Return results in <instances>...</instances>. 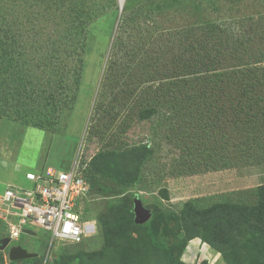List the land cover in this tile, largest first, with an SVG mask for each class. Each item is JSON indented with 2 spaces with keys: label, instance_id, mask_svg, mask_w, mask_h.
<instances>
[{
  "label": "rangeland",
  "instance_id": "1",
  "mask_svg": "<svg viewBox=\"0 0 264 264\" xmlns=\"http://www.w3.org/2000/svg\"><path fill=\"white\" fill-rule=\"evenodd\" d=\"M124 2L120 7L119 0H0L2 47L10 44L19 52L14 56L21 58L13 56L16 63L26 67L35 59L43 64L56 51L63 65H80L81 73L74 106L53 128L0 116V193L8 186L30 189L27 171H67L79 158L93 190L109 188L111 201L102 213L109 231L113 223L121 227L112 246L96 235L81 246L55 242L48 251L50 234L35 226V236L21 233L0 249V264H10L8 248L17 243L37 254L31 264H55L59 258L62 263L72 258L75 264H264V235L257 229H249L232 248H219L210 242V228L195 227L181 211L189 199L198 208L219 202L258 203L264 190V148L248 154L245 144H238L243 133L234 129L236 123L227 124L224 139L220 132L197 144L179 130L178 121L170 120L171 108L163 103L156 112L139 116L153 102L148 86L154 64L170 61L179 52L177 40L183 32L225 22L249 37L254 34L255 47L264 45V0H130L128 8ZM123 8L132 11L119 29ZM119 30L133 46L129 53L126 44L113 46ZM19 36L23 43L14 45ZM7 58L1 53L0 65L12 63ZM144 63V70L138 67ZM228 115L236 119L232 110ZM141 143L147 146V157L138 150ZM95 154L103 156L91 161ZM255 156L261 160L252 161ZM137 200L149 212L155 237L168 250L151 241L142 223L126 224L131 214L135 220ZM99 202L89 199L82 208ZM4 209L0 199V213ZM82 211L91 217L92 212ZM2 237L8 232L0 219Z\"/></svg>",
  "mask_w": 264,
  "mask_h": 264
},
{
  "label": "trees",
  "instance_id": "2",
  "mask_svg": "<svg viewBox=\"0 0 264 264\" xmlns=\"http://www.w3.org/2000/svg\"><path fill=\"white\" fill-rule=\"evenodd\" d=\"M129 1L124 2L127 8ZM131 11L123 8L118 19L119 29L122 18L130 16ZM230 26L225 22L214 21L195 26L192 32H183V36L177 40L181 44L179 52L170 61L160 60L154 64L149 79L151 85L148 86L153 102L151 106L140 110L139 116L144 118L148 113L156 112L163 108V103L165 108H171L170 120L178 121L179 130L189 133L197 144L216 138L220 132L224 139L227 124L236 123L234 129L243 133L238 144H245L243 148L248 154H252L258 147L264 148V45L255 47L257 42H252L254 34L249 37L243 33L244 30ZM1 27L2 23L0 29ZM195 29L200 33L195 34ZM87 31L86 28V41L90 36V31ZM115 35L113 46L121 48L126 44L125 52L133 50V46H128L123 36H120V30ZM4 38L0 36V54H3V58L9 57L7 59L12 63L3 62L5 65H0V116L12 117L30 126L53 128L63 113L74 106L81 79L80 65L78 68L74 66L68 69L62 64L63 56L59 57L55 51L44 59L43 64H36L34 59L25 67L15 62L22 56H14V53L19 52L13 50L12 45L2 47ZM263 38L264 35L262 40ZM14 39V45L16 41L23 43L20 36ZM122 41L124 45L120 44ZM85 52L84 46L81 50L82 58ZM144 66L145 63L138 67L144 70ZM229 110L234 112L236 119L229 117ZM146 147L145 143H141L138 150L147 157L149 152ZM101 155L103 156L95 154L91 161ZM252 159L254 162L261 160L256 156ZM82 173L89 184V196L92 200H100L97 205L92 204L94 207H85L96 220L97 234L94 236L101 235L104 244L115 245L121 234L116 229L121 227L113 223V230L109 231L102 217L111 201L109 188L104 186L101 190H93L88 171L84 170ZM261 189H264V185H261ZM261 191L262 196L255 205L219 202L206 208H198L194 200L192 202L189 199L184 202L181 211L195 227L210 228L211 244H218L217 247L224 249L232 248L251 228L257 229L261 236L264 235V190ZM119 223L123 224L121 221ZM128 223L138 226L132 219V214L126 224ZM142 226L158 248L168 250L155 237L150 219L143 222ZM94 236L84 239L77 246H81L85 240L95 238ZM31 262L32 259H25L10 261V264ZM55 264H75V261L70 258L62 263L59 258L55 260Z\"/></svg>",
  "mask_w": 264,
  "mask_h": 264
},
{
  "label": "built area",
  "instance_id": "3",
  "mask_svg": "<svg viewBox=\"0 0 264 264\" xmlns=\"http://www.w3.org/2000/svg\"><path fill=\"white\" fill-rule=\"evenodd\" d=\"M123 2L119 0L120 7ZM83 171L76 158L67 171L50 170L47 175L27 171L25 178L33 184L30 189L10 186L5 190L0 196L5 205L0 219L5 222L9 240L18 239L23 229L39 226L50 234L49 251L55 242L79 244L97 234L96 220L82 211V204L92 200Z\"/></svg>",
  "mask_w": 264,
  "mask_h": 264
},
{
  "label": "water",
  "instance_id": "4",
  "mask_svg": "<svg viewBox=\"0 0 264 264\" xmlns=\"http://www.w3.org/2000/svg\"><path fill=\"white\" fill-rule=\"evenodd\" d=\"M134 212H135V222L143 223L148 219L149 216L148 210L145 209L138 200L135 201ZM22 232L32 236L36 235V232L34 230L23 229ZM9 242L10 240L8 237L0 238V249L6 248ZM36 255H37L36 253H30L20 245L14 244L9 246L8 248V256L10 261L30 259L32 257L34 258ZM49 264H53L52 261H50Z\"/></svg>",
  "mask_w": 264,
  "mask_h": 264
},
{
  "label": "crops",
  "instance_id": "5",
  "mask_svg": "<svg viewBox=\"0 0 264 264\" xmlns=\"http://www.w3.org/2000/svg\"><path fill=\"white\" fill-rule=\"evenodd\" d=\"M8 188H10V186H8L7 188H5V190H7ZM4 193V192H3ZM3 193H0V196H2L3 195ZM16 245H20V246H22L21 244H16ZM23 248H24V246H22ZM26 248V247H25Z\"/></svg>",
  "mask_w": 264,
  "mask_h": 264
}]
</instances>
